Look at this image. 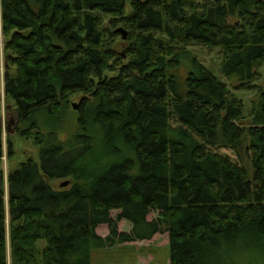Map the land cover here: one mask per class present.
I'll list each match as a JSON object with an SVG mask.
<instances>
[{
    "label": "trees",
    "instance_id": "16d2710c",
    "mask_svg": "<svg viewBox=\"0 0 264 264\" xmlns=\"http://www.w3.org/2000/svg\"><path fill=\"white\" fill-rule=\"evenodd\" d=\"M0 36V160L3 113L39 148L0 168V264L6 237L9 264H91L156 234L169 264H264V0H0Z\"/></svg>",
    "mask_w": 264,
    "mask_h": 264
},
{
    "label": "rangeland",
    "instance_id": "374dc122",
    "mask_svg": "<svg viewBox=\"0 0 264 264\" xmlns=\"http://www.w3.org/2000/svg\"><path fill=\"white\" fill-rule=\"evenodd\" d=\"M1 40V36H0ZM1 42V41H0ZM191 54L205 67H207L211 72L219 76L218 68L220 62V55L218 53V48H214L211 50L202 49L199 47L191 48ZM0 65H2V55H1V46H0ZM182 71V75L184 76L186 71L190 69V60L185 59L180 67ZM2 74V70H1ZM182 76V77H183ZM258 85H264V71L261 70V78L258 82ZM229 89L232 87L229 85ZM234 93L243 100L244 103V111L247 112L250 107V102L253 97L252 91H242L235 90ZM77 105V99H73L70 103V108L67 109V115L65 121L62 126V130L58 134L59 140H66L74 131H75V119L77 118V113L75 109L72 108V105ZM8 119L5 118L4 113L2 115V157L0 160V168L4 174V177L7 175L8 169L15 163L25 160L27 158H31L33 160H37L38 155V146L35 145L34 140L29 137H19L14 133V129L12 132V147L14 151V155L11 159H7L6 157V134L8 133L5 130ZM12 128V126H11ZM63 180L51 181L50 185L57 189L60 188V183ZM116 211H112L111 215L114 216ZM153 213L148 215V219L153 217ZM118 230L119 231H128L129 224L126 221L118 222ZM96 233L102 237H105L108 234L107 228L105 226H99L96 230ZM6 250H7V264H9L8 260V239L6 237ZM43 245L44 243L41 241L39 243ZM105 253V254H104ZM100 264H168V249H167V235L166 234H156L152 236L149 240L135 241L133 243L127 244V242L122 243H114L110 247H104L101 250H98L94 253ZM104 257V261L97 259L99 257ZM92 257V258H93Z\"/></svg>",
    "mask_w": 264,
    "mask_h": 264
},
{
    "label": "water",
    "instance_id": "95a60500",
    "mask_svg": "<svg viewBox=\"0 0 264 264\" xmlns=\"http://www.w3.org/2000/svg\"><path fill=\"white\" fill-rule=\"evenodd\" d=\"M117 31L121 33L122 38H125V32L122 29H118ZM72 108L73 109H76V106L73 104L72 105ZM12 124H13V120L12 119H8L7 124H6V127H5V130L9 134H12V132H13V130L11 128ZM67 184H68L67 181H63V182L60 183V187H65Z\"/></svg>",
    "mask_w": 264,
    "mask_h": 264
},
{
    "label": "crops",
    "instance_id": "0c3cea01",
    "mask_svg": "<svg viewBox=\"0 0 264 264\" xmlns=\"http://www.w3.org/2000/svg\"><path fill=\"white\" fill-rule=\"evenodd\" d=\"M131 244V243H133V242H127V244ZM105 254V253H104ZM96 259V257L94 256L93 258H92V263L91 264H100V263H98V260H95ZM97 259H100V260H103L104 261V257H99V258H97ZM168 264H169V261H168Z\"/></svg>",
    "mask_w": 264,
    "mask_h": 264
}]
</instances>
